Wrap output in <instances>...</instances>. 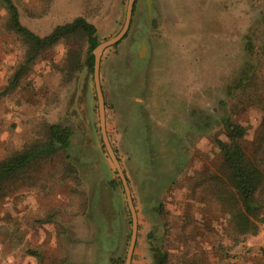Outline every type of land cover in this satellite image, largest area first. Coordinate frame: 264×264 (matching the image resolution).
<instances>
[{
  "label": "rangeland",
  "instance_id": "obj_1",
  "mask_svg": "<svg viewBox=\"0 0 264 264\" xmlns=\"http://www.w3.org/2000/svg\"><path fill=\"white\" fill-rule=\"evenodd\" d=\"M14 2L22 23L40 36L83 16L101 42L122 29L129 0ZM136 2L128 35L105 50L100 72L107 135L137 214L132 264H155L151 245L167 254L165 264H264V208L256 234L237 233L230 212L238 197L220 148L228 141L225 115L245 125L249 150L264 133V0H153L151 20L146 0ZM8 19L0 1V164L45 141L48 123L71 125L75 134L68 149L0 179V219H14L8 205L21 199L15 191L63 190L68 205H57V212L77 219L57 246L62 262L50 238L43 246L46 264H84L90 247L91 264H126L133 216L103 140L87 36L72 34L43 48L10 86L29 45ZM102 205L116 215L117 231L105 245ZM52 212L31 217L49 220ZM9 230L6 223L0 234Z\"/></svg>",
  "mask_w": 264,
  "mask_h": 264
},
{
  "label": "trees",
  "instance_id": "obj_2",
  "mask_svg": "<svg viewBox=\"0 0 264 264\" xmlns=\"http://www.w3.org/2000/svg\"><path fill=\"white\" fill-rule=\"evenodd\" d=\"M0 1L5 4L9 13L8 27L18 33L29 45L26 63L14 74L10 86H14L19 82L27 65L34 60L43 48L56 43L63 37L69 38L76 33L87 36L89 44L87 65L90 71H93V51L100 43L96 34L97 28L93 23L83 16H78L72 22L57 25L51 33L40 36L22 23L19 8L14 0ZM78 67H80L79 63ZM247 78V73H244L243 79L247 81ZM243 79L240 80L241 83L239 85L237 84L241 86L240 88L245 85L242 84ZM221 122L228 141H220V148L224 164L228 170V180L234 187L238 197L234 211L230 212L232 224L238 234H256L259 230L260 222L263 221L261 215L264 208V200L260 199L259 193L264 189V133L259 138L258 146L249 150L243 145L247 132L245 125L240 120L233 119L229 114L222 117ZM45 128L48 132L45 141H37L0 164V179L15 174L29 164L43 161L50 155L70 147L72 137L75 134L71 125L48 123ZM262 130L264 131V128ZM148 236L150 239L152 233L150 232ZM151 252L155 264L166 263L167 254L160 247L151 245Z\"/></svg>",
  "mask_w": 264,
  "mask_h": 264
},
{
  "label": "crops",
  "instance_id": "obj_3",
  "mask_svg": "<svg viewBox=\"0 0 264 264\" xmlns=\"http://www.w3.org/2000/svg\"><path fill=\"white\" fill-rule=\"evenodd\" d=\"M58 192L42 188L15 191L14 195H20L21 199L14 201V203L9 202L8 205L10 209L14 208V219L10 221L0 219V229H2L6 223L10 227L7 236H5V234H0V264H42L41 261L44 260V258H46L44 262V264H46L48 258L41 254V249L44 245L49 243V238L51 244L56 245V259L62 262L65 254L61 252V246H57L60 241H63L65 238V233H68L69 223L75 222L77 217L74 213H72L71 216L68 215L64 217L65 215H61L64 212L63 210L60 211L61 214L57 212V205H62L61 209H64L65 206L68 205V203L64 204L65 196L63 190ZM60 194H63V199L59 203H56L57 201L54 197ZM47 197H53V199L50 198V200ZM49 200L54 205L49 204ZM69 207H71V209L73 208V206ZM37 210H43L44 212H50L51 210V212H53L50 214L46 213V216L50 215L49 220L32 219V211ZM83 217L85 218V216ZM70 233L72 236L73 231ZM76 239L73 238L72 241L75 240L76 242ZM84 240L90 239H86L85 237ZM34 247H37V249H34ZM92 249L91 247L89 249H84L85 253H82V255L85 256L84 264H91L93 261L95 252L92 251ZM90 257L92 258L91 260Z\"/></svg>",
  "mask_w": 264,
  "mask_h": 264
},
{
  "label": "water",
  "instance_id": "obj_4",
  "mask_svg": "<svg viewBox=\"0 0 264 264\" xmlns=\"http://www.w3.org/2000/svg\"><path fill=\"white\" fill-rule=\"evenodd\" d=\"M153 0H146L147 8H148V18L151 20L152 14H153V5H152ZM136 0H129L128 2V7H127V14H126V20L125 23L122 27V29L119 31L117 35L114 37H111L109 39H106L104 41H101L97 47L94 49L93 54H94V80H95V85H96V90H97V96L99 100V109H100V117H101V127H102V133H103V140L105 142L106 148L109 152V155L111 156V159L117 168L123 183L126 188V192L128 195V202L130 209L132 211V216H133V231H132V236H131V241H130V246L128 249L127 253V258H126V264H132V259H133V253L134 249L136 246L137 242V237H138V223H137V214L135 210V206L133 203V199L130 194V188L128 185V179L127 176L122 168L121 162L119 157L116 154L115 149L111 145L106 127H105V96L102 88V83H101V63H102V56L105 52V50L111 46H114L118 43H120L124 37L128 34L131 24H132V19H133V13H134V6H135ZM147 48V44L145 40L142 42V49H141V55L144 53L143 49Z\"/></svg>",
  "mask_w": 264,
  "mask_h": 264
},
{
  "label": "flooded vegetation",
  "instance_id": "obj_5",
  "mask_svg": "<svg viewBox=\"0 0 264 264\" xmlns=\"http://www.w3.org/2000/svg\"><path fill=\"white\" fill-rule=\"evenodd\" d=\"M139 55H140V57L142 56L141 53ZM74 131H75V129H74ZM115 217H116L115 213H111L110 209L108 210L104 205H102L101 215L99 218V224H100L101 230L103 232V236H102L103 241L102 242L104 245L106 244V242L108 240L109 241L112 240L113 236H115V235H113L114 230H116L114 225H113L115 222L114 219L116 220Z\"/></svg>",
  "mask_w": 264,
  "mask_h": 264
}]
</instances>
